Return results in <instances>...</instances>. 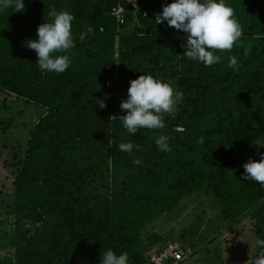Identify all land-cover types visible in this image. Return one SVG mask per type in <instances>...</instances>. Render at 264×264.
<instances>
[{
	"label": "trees",
	"instance_id": "obj_1",
	"mask_svg": "<svg viewBox=\"0 0 264 264\" xmlns=\"http://www.w3.org/2000/svg\"><path fill=\"white\" fill-rule=\"evenodd\" d=\"M171 2L25 0L23 12H0V90L48 110L14 182L16 264H100L108 249L145 264L167 245L147 227L201 188L229 229L250 220L248 232H264V187L243 176L244 163L264 153L256 144L264 143V0H227L243 35L211 67L184 56L187 33L156 25ZM53 7L76 17L72 64L62 74L42 73L26 45ZM230 56L238 68L228 66ZM143 73L174 80L184 100L164 129L131 136L120 104ZM161 134L171 152L158 150ZM128 141L137 146L131 155L118 150ZM112 170L127 178L124 186L93 201L89 186Z\"/></svg>",
	"mask_w": 264,
	"mask_h": 264
},
{
	"label": "clouds",
	"instance_id": "obj_2",
	"mask_svg": "<svg viewBox=\"0 0 264 264\" xmlns=\"http://www.w3.org/2000/svg\"><path fill=\"white\" fill-rule=\"evenodd\" d=\"M14 8V12L25 10V0H0V12ZM49 19L38 26L37 38L28 39L26 45L38 56L41 72L62 74L72 64V49L75 48L73 22L76 17L69 11H57L54 7L48 13ZM156 25L167 22V26L187 33L184 56L190 61L211 67L220 63L222 57L218 52H230L243 35V27L235 15V10L227 0H172L163 6L162 12L154 19ZM94 30L79 34L84 41ZM230 68H238L236 56H230ZM184 100V92L179 90L175 82L165 81L150 73H143L130 81L127 98L120 107L127 110L121 117V123L129 135L140 129L160 130L166 127L165 115H175L178 105ZM100 107H106L101 101ZM170 136L161 134L155 138L160 152H171ZM201 144L204 143L201 138ZM264 147V143H256ZM137 146L132 142H122L118 150L132 154ZM135 164L141 160L135 159ZM244 178L259 183L264 187V153L259 160L249 158L244 163ZM249 244L258 251L250 256L247 264H264V234L256 235ZM130 257L125 251L117 254L108 249L101 256L100 264H129Z\"/></svg>",
	"mask_w": 264,
	"mask_h": 264
},
{
	"label": "rangeland",
	"instance_id": "obj_3",
	"mask_svg": "<svg viewBox=\"0 0 264 264\" xmlns=\"http://www.w3.org/2000/svg\"><path fill=\"white\" fill-rule=\"evenodd\" d=\"M47 111L32 101L0 90V264H16L14 182L24 165L31 134ZM126 179L112 170L104 180L91 184L87 193L94 201L119 190ZM252 225L246 220L229 229L217 199L201 188L158 217L147 227V233L158 232L164 243L178 242L183 248H191L194 256L182 264H247L258 251L249 242L261 235L248 232Z\"/></svg>",
	"mask_w": 264,
	"mask_h": 264
},
{
	"label": "built area",
	"instance_id": "obj_4",
	"mask_svg": "<svg viewBox=\"0 0 264 264\" xmlns=\"http://www.w3.org/2000/svg\"><path fill=\"white\" fill-rule=\"evenodd\" d=\"M134 4L138 6L136 1H134ZM114 11V13L121 14L123 7L120 6V8L114 9ZM194 253L191 248H183L178 242H167L165 249L154 253L150 261L145 264H182L188 261Z\"/></svg>",
	"mask_w": 264,
	"mask_h": 264
}]
</instances>
